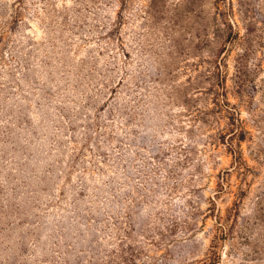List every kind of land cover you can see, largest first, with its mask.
<instances>
[{
    "label": "rangeland",
    "instance_id": "obj_1",
    "mask_svg": "<svg viewBox=\"0 0 264 264\" xmlns=\"http://www.w3.org/2000/svg\"><path fill=\"white\" fill-rule=\"evenodd\" d=\"M0 264H264V0H0Z\"/></svg>",
    "mask_w": 264,
    "mask_h": 264
}]
</instances>
